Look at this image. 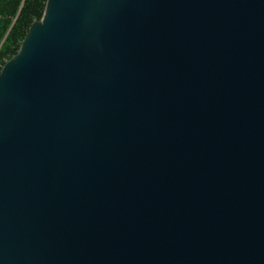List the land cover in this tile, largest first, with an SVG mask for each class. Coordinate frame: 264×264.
I'll return each instance as SVG.
<instances>
[{"label": "water", "instance_id": "water-1", "mask_svg": "<svg viewBox=\"0 0 264 264\" xmlns=\"http://www.w3.org/2000/svg\"><path fill=\"white\" fill-rule=\"evenodd\" d=\"M0 264H264V0H46L0 71Z\"/></svg>", "mask_w": 264, "mask_h": 264}, {"label": "trees", "instance_id": "trees-1", "mask_svg": "<svg viewBox=\"0 0 264 264\" xmlns=\"http://www.w3.org/2000/svg\"><path fill=\"white\" fill-rule=\"evenodd\" d=\"M46 0H0V71L18 51L29 26L41 19Z\"/></svg>", "mask_w": 264, "mask_h": 264}]
</instances>
